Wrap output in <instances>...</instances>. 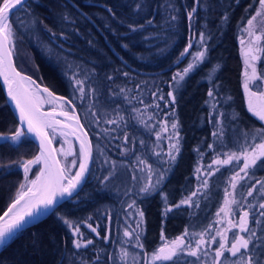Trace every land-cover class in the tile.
Here are the masks:
<instances>
[{
	"label": "trees",
	"instance_id": "16d2710c",
	"mask_svg": "<svg viewBox=\"0 0 264 264\" xmlns=\"http://www.w3.org/2000/svg\"><path fill=\"white\" fill-rule=\"evenodd\" d=\"M136 3H142L143 8L136 9ZM258 4L259 0H202L191 21L186 13L194 0H26L22 7L18 6L10 15L15 63L22 72L72 100L90 134L93 157L77 194L62 201L44 219L17 232L0 249V264H124L120 259L122 247L139 253L138 264H144V252L151 253L162 243V231L170 241L187 229L185 241L195 246L200 238L196 234L210 224L214 228L225 189L234 190L231 193L238 203L231 206L233 212L249 211V227L255 228L259 238L256 242L264 241V217H259V212L264 211L259 209L264 193L259 191L260 185L253 189L252 196H247L255 181L264 179V168L249 170L235 189L229 184L231 175L238 171L233 163L213 165L219 170L207 175L214 159L232 151V141L223 140L230 137L228 133L247 136L264 128V121L248 110L238 53L242 28ZM225 13L228 19L222 22ZM65 16L68 20L63 19ZM172 16L177 19L171 20ZM129 25L143 27L131 31ZM201 32L206 36L205 59L175 90L172 76L181 71L188 55L179 61L177 57L190 39V52L196 47ZM257 69L264 70V63ZM73 73L85 81L83 98L71 79ZM120 89L125 91L121 93ZM209 90L214 98L208 96ZM170 91L176 97L174 104L167 95ZM117 113L123 117L118 125L106 123L117 119ZM174 120L179 125L181 149L174 167L168 171L169 164H160L165 173L161 183L155 190L137 195L144 184L135 176L141 165L138 158L148 165L158 162L155 133L162 122L170 126ZM17 126L0 84V133L14 131ZM251 141L259 144L261 139L256 136ZM209 144L213 147L209 148ZM35 155L37 145L29 137L19 150L0 144V164ZM110 171L113 175L101 183ZM21 179L19 167L0 169V213L14 198ZM204 179L208 187L197 192L192 204L165 214L167 207L197 191ZM211 179L217 183L210 184ZM213 186L217 189L208 196L210 203L203 206L205 191L210 192ZM132 198L144 213V249L139 250L124 236L126 223L122 218ZM60 217L73 221L91 217L88 223L97 227L100 235L82 225L83 238L93 240V244L76 249V237ZM257 219L260 223H256ZM213 228L204 237L206 243L201 246L199 260L184 253L178 264H213ZM204 251L207 256L202 254ZM126 260L132 261V257Z\"/></svg>",
	"mask_w": 264,
	"mask_h": 264
},
{
	"label": "snow or ice",
	"instance_id": "6c2138e0",
	"mask_svg": "<svg viewBox=\"0 0 264 264\" xmlns=\"http://www.w3.org/2000/svg\"><path fill=\"white\" fill-rule=\"evenodd\" d=\"M25 3L26 0H0V77H3L4 84L7 87V96L14 103L15 108L19 112V126L10 134L0 133V144L19 150L27 142V137L29 135H34L39 141V153L30 159L20 157L7 164H0V169L4 171L12 167H19L23 170L24 174V182L19 184L12 202L3 215H0V245L6 244L18 231L22 230L26 224L30 223L32 219L38 217L43 211H47L55 205L58 198H64L66 196L71 198L73 195H76L78 187L86 179V173L90 171L89 164L92 160L91 141L87 139V133L83 131V125L80 124L78 117L75 115V106L72 104V100L64 96H58L48 86L41 87L32 77L22 75L12 62V47H10V45H13L14 30L10 21V15L14 13L18 6L22 7ZM201 3L202 0H194V6L186 13L189 21L194 18ZM135 8L142 9L143 4L136 3ZM107 10L112 15H115L111 8ZM258 17L261 18V22L264 23V0H259V8L256 10L255 15L247 20V26L242 29V32L247 34L248 40L246 41L241 37L240 44L242 46L241 53L244 57L245 65L243 88L247 96V107L260 121H264V70L260 72L257 70V61H261L262 54H264V47L261 46V41L264 39V28L259 29L261 35L256 34V21ZM63 19L68 20V17L65 16ZM170 19L175 21L177 17L172 16ZM227 19L228 16L225 13L222 17V22H226ZM149 23H151V21H149ZM128 27L131 31H136L137 28H142L143 25H129ZM61 35H63V33H61ZM198 43L201 45L200 51L190 53V49L193 46L192 39H190L187 46L179 53L177 57L178 61L189 54L192 55L193 59L182 71L173 74L172 81L175 85L178 86L180 82L184 80L185 76L205 59L207 47L203 32L199 34ZM124 75L127 76V73H124ZM71 79L74 81L76 90L81 94V98H83L85 95V81L77 78L76 73H73ZM109 79H111V77H109ZM25 83L34 85L35 91L24 88L23 85ZM253 88L257 90L253 91ZM91 91L94 92V90ZM124 91V89H120L121 93ZM153 95L155 96L156 93H153ZM167 95L171 103L174 104L176 100L174 93L170 91ZM208 96L214 98L212 90H209ZM159 99L163 100L164 97L159 96ZM45 103L49 105H59L61 108H64L66 105L71 106L72 114L66 110L57 113L55 107L47 112L42 111ZM157 107H159V105H157ZM57 115L65 119H57ZM117 117V119L107 120L106 123L118 125L119 122L123 120V117H119L118 113ZM65 120L75 121L76 127L73 128L72 124L66 123ZM170 127L172 129V135L168 136L170 143L166 155L167 163L171 167L175 163L181 149L178 121L174 120ZM168 128L169 125L167 121L161 123V130L163 132H167ZM68 129H71V131H68ZM57 135L64 138L63 143L68 145L67 149L64 147L57 149L52 146L53 140L56 139ZM160 135V132L156 133L157 140L160 139ZM216 135L217 133L214 132L213 136ZM69 136H74L79 141L78 153L74 151L71 141L68 140ZM256 136H259L261 139L259 144H255L254 146L250 145L248 148L242 149L239 154L236 152L225 153V159H214L212 164L208 166L209 171L207 175L212 176L214 172L219 170L218 168H213V165H230L233 162L240 161L242 158L243 166L240 167V170L235 172L229 180L231 188L235 189L237 183L249 175V170L264 168V128L256 130L253 139H255ZM124 139L125 141L128 140L127 134H125ZM208 147L212 148L213 146L209 144ZM58 155L64 158L63 162L58 158ZM156 155L160 156L161 153H156ZM69 157H72V159L69 160ZM41 162H43L44 167L40 169L35 179L29 180V172L32 170L33 166L40 165ZM138 163L145 165L148 172V179L144 186L139 189L137 195L141 193L147 194L157 188L163 180L165 173L158 172L156 174L157 179L153 183V170L151 165H148L144 160H139V158ZM73 170L75 171L73 172ZM196 171L200 173L201 170L197 168ZM241 173L244 175L242 176ZM112 175L113 173L110 171L108 175L103 177L101 183L108 181ZM256 185H260L259 191L264 193V179H258L248 189L247 196L253 195V189H255ZM207 187L208 181L204 179L197 191L192 192L190 196L180 200L178 204L167 207L165 209V214L172 211L173 208L192 204V198L197 195V192ZM262 200H264V197H262ZM237 203L233 193L225 189L223 205L216 215L217 217H221V214H223V219L226 220L227 226L223 230H217L216 234L211 237L212 242H216V238L220 237L218 241L219 246L215 249L213 264H264V241H261L259 244L256 243L259 238L256 235V231L249 227V211H242L238 222L228 219L229 215L233 213L231 206ZM248 207L252 208V205L249 204ZM128 208H135V201L130 203ZM259 209H264V202L259 204ZM136 214L139 217L136 229H140L143 223L144 213L137 209ZM129 215H131V213H129ZM259 217H264V211L259 212ZM60 219L71 230L73 236L76 237L73 240V245L76 249L82 247L86 248L93 244V240L83 238V233L81 232L82 225H86L87 228L97 236L100 235L97 227L88 223L91 217H88L87 220L84 221H73L66 217H60ZM256 223H260V220L257 219ZM211 228L212 225L210 224L204 231L196 234L200 238L196 240L195 246L185 242V237L188 235L187 229H185L184 234L170 241L166 239L162 231L160 237L162 244L151 253L144 252V264H157V262L163 264V262L168 261L173 262V264H178L180 255L184 253L188 256L196 257L197 260H199L201 246L206 243L204 237ZM136 229L132 231L125 229L124 236L134 237L136 241L135 246L139 249H144L140 232ZM232 229H238L239 231L233 233V238L231 242H229L228 232ZM241 233L247 234V238ZM104 239L107 240L108 236H105ZM250 245H252V247H250ZM257 248L261 250L257 252ZM225 253L228 254L227 257ZM202 254L207 256L208 252L204 251ZM128 256L129 253L127 250L121 248V261H126ZM138 256L139 253L132 257L133 264H138ZM222 257L224 258L223 260L221 259ZM96 261H99V256L96 257Z\"/></svg>",
	"mask_w": 264,
	"mask_h": 264
},
{
	"label": "rangeland",
	"instance_id": "374dc122",
	"mask_svg": "<svg viewBox=\"0 0 264 264\" xmlns=\"http://www.w3.org/2000/svg\"><path fill=\"white\" fill-rule=\"evenodd\" d=\"M259 8V4H258V7H257V9ZM256 9V10H257ZM256 12V11H255ZM253 15H255V13L253 14ZM252 15V16H253ZM251 18V17H250ZM256 24H257V35H261V31L259 30V29H261V28H264V23H262L261 22V18H257V21H256ZM247 26V23L243 26V28H245ZM242 28V29H243ZM241 37H243L246 41L248 40V36H247V34L246 33H244V32H241L240 33V38H239V50H238V53H239V56H240V60H241V82H242V85H243V82H244V69H245V65H244V57H243V55H242V53H241V44H240V39H241ZM205 40H206V36H205ZM198 41H199V36H198V38L196 39V42H195V44H196V47L190 52V53H195V52H197V51H200L201 50V45L198 43ZM261 46L262 47H264V39H262V41H261ZM185 58V57H184ZM183 58V59H184ZM192 59H193V57H192V55L191 54H189L188 56H187V58L184 60L185 61V63H184V65L182 66V69H181V71L192 61ZM261 63H264V54H262V60L261 61H259V64H261ZM197 66V65H196ZM195 66V67H196ZM194 67V68H195ZM194 70V69H193ZM192 70V71H193ZM258 70V72H260L261 70L260 69H257ZM192 71H190V72H192ZM189 72V73H190ZM189 73H188V75H189ZM27 75H29V74H27ZM187 75V76H188ZM29 76H31V75H29ZM187 76H185V77H187ZM31 77H33V76H31ZM208 76H206V78H207ZM34 78V77H33ZM36 79V78H35ZM37 80V79H36ZM184 80H185V78H184ZM184 80L183 81H181L180 82V84L177 86V85H174L173 86V88L176 90L180 85H183L184 84ZM38 81V80H37ZM39 82V81H38ZM253 91H256L257 89L256 88H253L252 89ZM176 92V91H175ZM245 92V91H244ZM245 98H246V102H247V96H246V93H245ZM49 107H52L53 108V106H51V105H46V106H44L43 108L44 109H47V108H49ZM64 108H66V110H68V111H71V108H70V106H65ZM171 125V124H170ZM12 132V131H11ZM11 132H7V133H11ZM157 132H160L161 133V135H160V139L159 140H157V136H156V133ZM156 133H155V143H156V145H155V151H154V153H156V152H158V153H161V155L159 156V160H158V162L157 163H154V165H151V167H152V170H153V175H152V181H153V183L155 182V180L157 179V173L158 172H161L162 171V167H161V165L160 164H162L163 162H165L166 163V166L168 165V163H167V152H168V145H169V143H170V141H169V139H168V136H170V135H172V129H171V127L169 126V128H168V131L167 132H163L162 130H161V127H160V129H159V131H157ZM245 132V131H244ZM254 134V133H253ZM253 134H250V135H242V134H239V135H237V134H234L233 132H230V133H228V135L230 136L229 138H227V137H224V143H228L229 141H232V151L230 152V151H228L227 153H232V152H236L237 154H239L240 152H241V150L242 149H244V148H248L250 145H252V146H254L255 144V142L253 141H251V140H253ZM234 135H236V136H234ZM63 137H61L60 135H57L56 136V139H54V143H55V146H56V148L57 149H59L60 147H64L65 149H67V147H68V145L67 144H64L63 143ZM68 140L69 141H71V144H72V147H73V149H74V151H76L77 153H78V151H79V144H78V142H76L77 140L74 138V137H68ZM231 145V144H230ZM237 147V148H236ZM235 149H236V151H235ZM60 157V159H61V161L63 162V160H64V158L62 157V156H59ZM32 158V157H31ZM224 159L226 158V156L224 155V157H223ZM223 158H220V159H223ZM30 159V158H29ZM69 160H71L72 159V157H69L68 158ZM208 164H210L209 162H208ZM204 165H207V162L205 161L204 162ZM233 166H234V168H236V170H240V167H242L243 166V161H242V158H241V160L240 161H236V162H233ZM173 165L170 167V166H168L167 167V170L168 171H171L172 169H173ZM37 169H38V167H33L32 168V170H33V172H30L32 175H34L35 173H36V171H37ZM31 170V171H32ZM136 170V169H135ZM75 170H73V172H74ZM237 171V172H238ZM30 173H29V175H30ZM204 173V172H203ZM29 175H28V179L30 180V178H29ZM233 175V174H232ZM231 175V176H232ZM241 175H243V173H241ZM135 176H137L138 177V180L137 181H142L144 184L147 182V179H148V172H147V169H146V167L145 166H141L140 165V168H137V171H136V173H135ZM240 181H242V180H240ZM239 181V182H240ZM22 182H24V174H23V170H22V179H21V182L20 183H22ZM19 183V184H20ZM209 183L210 184H213L214 185V183H217L216 182V180H214V179H211L210 181H209ZM144 184H143V186H144ZM18 187H19V185H18ZM17 187V188H18ZM135 189V188H134ZM216 187H211L210 188V192L206 189V191H205V197L203 198V206H207L209 203H210V201H209V199H208V196L209 195H213V192H215L216 191ZM136 190V189H135ZM16 191H17V189L15 190V192H14V197H15V194H16ZM229 192H234V190H230ZM161 195V194H160ZM225 197V196H224ZM231 198V197H230ZM224 200V199H223ZM131 201L133 202V201H136V198L135 199H131ZM132 202H130V203H132ZM136 203H138L137 201H136ZM137 209H138V207L137 206H135V208H133V209H129L128 208V210H127V213H126V215H124L123 216V218H122V220H125V223H126V226H124V231H125V229H127V230H129V231H132V230H134V229H136V225H137V220L139 219V217L137 216ZM138 210H140V209H138ZM217 212H218V210H217ZM129 213H131V215H129ZM217 214V213H216ZM214 216H215V214H214ZM228 219H231V216L229 215V217H228ZM217 221H220V222H217ZM194 226H196V224L194 225ZM213 226H214V228H213V231H212V236H214L215 234H216V231L217 230H223L226 226H227V224H226V220L225 219H223L222 217L221 218H219V217H217V215L215 216V223L213 224ZM137 231H139L140 232V236H141V242L144 244V241H143V239H142V235L144 234V216H143V223L141 224V228L140 229H136ZM236 232H238V229H236ZM229 235H230V231L228 232V237H229ZM180 236V235H179ZM125 238H127L128 240H131L132 241V243H133V246L134 247H136L135 245H136V241H135V239H134V237H125ZM175 239V238H174ZM220 240V237H217L216 238V244H215V247L216 248H218V246H219V244H218V241ZM186 242V241H185ZM162 244V243H161ZM160 244V245H161ZM159 245V246H160ZM158 246V247H159ZM128 247V246H127ZM157 247V248H158ZM215 247L213 248V249H215ZM123 248V247H122ZM136 250H139V248H135ZM126 250H127V248H126ZM127 252L129 253V256L130 257H133V256H135L136 255V253L135 252H131L130 250H127ZM182 257H184V254H182L181 255V258ZM137 259H138V257H137ZM233 259V258H232ZM133 264V260L131 261H129V260H126L125 261V264Z\"/></svg>",
	"mask_w": 264,
	"mask_h": 264
},
{
	"label": "water",
	"instance_id": "95a60500",
	"mask_svg": "<svg viewBox=\"0 0 264 264\" xmlns=\"http://www.w3.org/2000/svg\"><path fill=\"white\" fill-rule=\"evenodd\" d=\"M10 47H12V45H10ZM183 58H184V57H183ZM183 58H181V59H183ZM12 62H13V64H14V66L16 67V69L22 73V75H27L26 73L22 72V71L17 67V65H16V63H15V60H14V56H13V50H12ZM28 76H29V75H28ZM30 77H31V76H30ZM32 78H33V77H32ZM33 79H34L38 84H40L41 86H46V85H44V84L38 82L35 78H33ZM0 84H1V87H2V89H3V93H4V96H5V98H6V101H7L8 105H9V107L11 108V111L13 112V114H14V116H15L17 122H18V126H19V119H18V117H19V112H18V110L15 108L14 103H13V102L10 100V98L7 96V87H6L5 84H4L3 77H0ZM23 87H24V86H23ZM52 91H53V90H52ZM53 92H54V91H53ZM54 93H55V92H54ZM55 94H57V95H59V96H64V97H66L65 95H61V94H58V93H55ZM66 98H68V97H66ZM68 99H69V98H68ZM72 104H73V103H72ZM73 105H74V104H73ZM70 108H71V111H72V107H71V106H70ZM75 114H76V116L78 117L80 124L83 125V131L87 133V139L91 141V145H92V140H91L90 134H89L87 128L85 127V125L83 124V122H82V120H81V118H80V116H79V113H78L76 107H75ZM28 137H29L31 140H33L34 143L37 145V154H38V153H39V141L34 137V135H29ZM77 142H78V140H77ZM78 144H79V142H78ZM52 146H53L54 148H56L55 143H54V140H53V145H52ZM92 157H93V145H92ZM58 158L60 159L59 155H58ZM91 162H92V160L90 161L89 168L91 167ZM88 173H89V172H88ZM88 173H86V178H87V176H88ZM85 180H86V179H85ZM84 182H85V181H84ZM84 182H82V184L78 187L77 191H78V190L80 189V187L84 184ZM67 198H69V197L66 196V197H64V198H58V201H57V203H56L55 205H53V206H52L50 209H48L47 211H43L38 217L32 219L31 222L28 223V224H26V225L24 226L23 229H25V228H27V227H29V226H31V225H33V224L39 222L40 220L44 219L45 217H47V216L51 213V211H52L53 209H55V207H56L57 205H59L62 201H64V200L67 199ZM11 202H12V200L8 203V205H7L6 208L0 213V215H3V213L7 210L8 206H9V204H10ZM23 229H22V230H23ZM20 231H21V230H20ZM18 232H19V231H18ZM3 245H4V244H3ZM3 245H0V249L2 248Z\"/></svg>",
	"mask_w": 264,
	"mask_h": 264
},
{
	"label": "bare ground",
	"instance_id": "6f19581e",
	"mask_svg": "<svg viewBox=\"0 0 264 264\" xmlns=\"http://www.w3.org/2000/svg\"><path fill=\"white\" fill-rule=\"evenodd\" d=\"M26 76H28V75H26ZM32 79H33V78H32ZM33 80H34V79H33ZM37 84H38V83H37ZM23 86H24V88H27V89H29L30 91H35V86H34V85H28V84L25 83ZM41 87H43V86H41ZM56 95H57V94H56ZM58 96H59V95H58ZM46 105H48V104L45 103V104L43 105V107L46 106ZM51 106H53V107L56 108L57 113H59V112L62 111V110H66V108H61L59 105H51ZM51 109H52V107H49V108H47V109L42 108V111L47 112V111H50ZM66 111H68V110H66ZM69 113L72 114V111H69ZM75 115H76V114H75ZM56 118H57V119H61V120H64V119H65L64 117H61V116H59V115H57ZM65 122H66V123H71L73 128L76 127V123H75V121H67V120H65ZM68 131H71V129H68ZM78 134H79V133H78ZM69 137H74V136H69ZM74 138H75V137H74ZM75 139H76V138H75ZM76 140H77V139H76ZM76 142H77V141H76ZM78 142H79V141H78ZM38 166H39V169H38V171H37L34 175H32V174L30 173V172H33V170L29 172V173H30V175H29L30 180H31V179H35V177H36V175L39 173L40 169L44 167L43 162H41V164H40V165H37L36 167H38ZM33 167H35V166H33Z\"/></svg>",
	"mask_w": 264,
	"mask_h": 264
},
{
	"label": "flooded vegetation",
	"instance_id": "af4514ba",
	"mask_svg": "<svg viewBox=\"0 0 264 264\" xmlns=\"http://www.w3.org/2000/svg\"><path fill=\"white\" fill-rule=\"evenodd\" d=\"M258 64H259V61H257V66H258ZM223 201H224V200L221 199V204H220V206L218 207L217 210H219V209L222 207V205H223ZM217 210H216V213H217ZM241 213H242V212H239V214H236L235 212L231 213V214H230L231 219H232L233 221H238V220H239V217H240V215H241ZM221 217L223 218V214H221ZM221 217H219V218H221ZM205 229H206V228H205ZM252 229L255 230L254 227H253ZM221 230H222V229H221ZM238 231H239V230H238ZM233 233H236V229H232V230L230 231L229 242H231V240H232V238H233ZM241 234L245 235V233H241ZM256 243H257V242H256ZM257 244H258V243H257ZM250 247H252V245H250ZM221 259H223V258H221ZM229 259H232V258H229ZM124 264H125V263H124ZM201 264H206V262H205V261H201Z\"/></svg>",
	"mask_w": 264,
	"mask_h": 264
},
{
	"label": "built area",
	"instance_id": "2783aa9c",
	"mask_svg": "<svg viewBox=\"0 0 264 264\" xmlns=\"http://www.w3.org/2000/svg\"><path fill=\"white\" fill-rule=\"evenodd\" d=\"M6 134H10V133H6Z\"/></svg>",
	"mask_w": 264,
	"mask_h": 264
}]
</instances>
